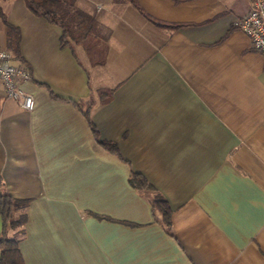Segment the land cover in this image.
<instances>
[{
	"label": "crops",
	"instance_id": "crops-1",
	"mask_svg": "<svg viewBox=\"0 0 264 264\" xmlns=\"http://www.w3.org/2000/svg\"><path fill=\"white\" fill-rule=\"evenodd\" d=\"M136 1L77 0L108 36L97 67L24 0L1 4L35 101L0 79V197L28 202L25 264H264V56L236 27L252 1ZM132 172L167 200L169 231Z\"/></svg>",
	"mask_w": 264,
	"mask_h": 264
},
{
	"label": "trees",
	"instance_id": "trees-1",
	"mask_svg": "<svg viewBox=\"0 0 264 264\" xmlns=\"http://www.w3.org/2000/svg\"><path fill=\"white\" fill-rule=\"evenodd\" d=\"M127 1L142 11L136 0ZM24 2L34 15L44 18L50 24L61 29V46L69 48L76 58L77 49L80 48L85 52L92 67L106 64L108 36L102 33L98 17L78 8L77 0H24ZM154 22L160 26L165 25L161 22ZM1 26L6 27L7 30L8 49L14 54V57L19 58L20 30L9 22L8 16L0 3ZM100 94L107 96L104 102H108L111 98L110 91L102 90ZM76 105L78 108H82V103H76ZM85 115H89V110L85 111ZM91 127L97 141L106 150L121 156L116 143L100 140L99 133L92 123ZM130 183L138 191L150 194L155 221L164 225L169 231L171 229L172 210L167 200L140 173L132 172ZM27 206V201L16 199L9 193H4L0 197V215L4 223V229L0 236V264H25L20 251V242L25 234L27 216L24 211ZM9 232H14L13 236H9Z\"/></svg>",
	"mask_w": 264,
	"mask_h": 264
},
{
	"label": "built area",
	"instance_id": "built-area-1",
	"mask_svg": "<svg viewBox=\"0 0 264 264\" xmlns=\"http://www.w3.org/2000/svg\"><path fill=\"white\" fill-rule=\"evenodd\" d=\"M251 1V10L236 22V27L249 38L252 48L264 56V0ZM13 60V54L0 46V79L6 98L20 101L24 110L32 111L34 98L20 87L21 83L32 80V74L25 65H16Z\"/></svg>",
	"mask_w": 264,
	"mask_h": 264
},
{
	"label": "rangeland",
	"instance_id": "rangeland-1",
	"mask_svg": "<svg viewBox=\"0 0 264 264\" xmlns=\"http://www.w3.org/2000/svg\"><path fill=\"white\" fill-rule=\"evenodd\" d=\"M5 1V0H4ZM4 1L0 0V3L2 4ZM78 7V6H77ZM79 8V7H78ZM82 50L79 48L78 52L80 53ZM82 53V52H81Z\"/></svg>",
	"mask_w": 264,
	"mask_h": 264
}]
</instances>
